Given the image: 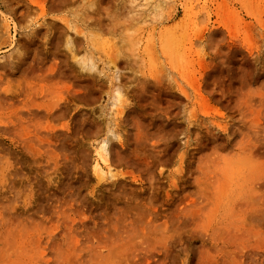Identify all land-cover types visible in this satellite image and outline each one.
I'll return each mask as SVG.
<instances>
[{
	"label": "rangeland",
	"instance_id": "1",
	"mask_svg": "<svg viewBox=\"0 0 264 264\" xmlns=\"http://www.w3.org/2000/svg\"><path fill=\"white\" fill-rule=\"evenodd\" d=\"M0 264H264V0H0Z\"/></svg>",
	"mask_w": 264,
	"mask_h": 264
},
{
	"label": "bare ground",
	"instance_id": "2",
	"mask_svg": "<svg viewBox=\"0 0 264 264\" xmlns=\"http://www.w3.org/2000/svg\"><path fill=\"white\" fill-rule=\"evenodd\" d=\"M83 63V62H82ZM93 67V66H92Z\"/></svg>",
	"mask_w": 264,
	"mask_h": 264
}]
</instances>
